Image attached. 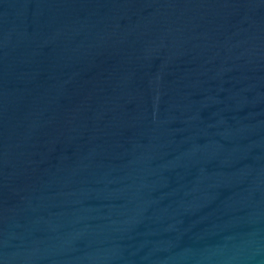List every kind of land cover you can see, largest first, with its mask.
I'll use <instances>...</instances> for the list:
<instances>
[{
	"label": "water",
	"instance_id": "1",
	"mask_svg": "<svg viewBox=\"0 0 264 264\" xmlns=\"http://www.w3.org/2000/svg\"><path fill=\"white\" fill-rule=\"evenodd\" d=\"M0 264H264V0H0Z\"/></svg>",
	"mask_w": 264,
	"mask_h": 264
}]
</instances>
